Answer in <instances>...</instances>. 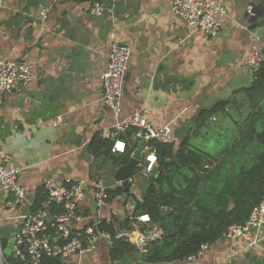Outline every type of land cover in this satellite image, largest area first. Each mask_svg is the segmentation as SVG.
<instances>
[{
  "label": "crops",
  "instance_id": "obj_1",
  "mask_svg": "<svg viewBox=\"0 0 264 264\" xmlns=\"http://www.w3.org/2000/svg\"><path fill=\"white\" fill-rule=\"evenodd\" d=\"M96 1L111 7L112 14L92 16L89 9ZM214 1L225 11L216 38L192 32L172 14L171 0H0V57L28 63L32 74L25 92L0 93V161L21 166L17 183L26 190L27 204L18 205V213L31 211L44 177L112 176L109 159L94 156L88 145L115 123L102 100V74L113 42L131 48L121 116L139 112L156 128L170 124L175 149L187 138L215 151L217 138L232 121L221 112L201 114L221 101L242 102L241 89L249 85L242 62L252 35L264 37V0ZM251 5L262 7L255 30H248L244 19ZM41 8L47 9L45 18ZM225 110L241 120L242 113L231 105ZM56 117L62 122L55 127ZM17 136L23 143H15ZM4 202L0 191V251L6 258L12 252L15 221ZM128 207L121 194L113 196L103 215L122 219ZM77 214L80 227L94 219L90 193ZM259 235L255 248L221 237L192 260L164 264H264V230ZM58 262L145 264L111 262L104 241L80 259L72 255Z\"/></svg>",
  "mask_w": 264,
  "mask_h": 264
},
{
  "label": "built area",
  "instance_id": "obj_2",
  "mask_svg": "<svg viewBox=\"0 0 264 264\" xmlns=\"http://www.w3.org/2000/svg\"><path fill=\"white\" fill-rule=\"evenodd\" d=\"M172 14L192 31H201L205 35L216 38L223 22L225 11L222 5L214 0H171ZM89 12L94 17L105 13L112 14V8L102 2H94ZM47 9L41 8L40 15L45 18ZM113 29V28H112ZM131 60V48L113 42L108 54L106 70L102 74V100L111 110L115 123L110 128H103L99 134L111 142V153H125L134 149L136 144L144 141L141 160L136 166V174L141 179H149L157 168V157L152 142L169 145L173 141L172 127L165 124L159 128L153 126L143 114L133 112L121 116L124 100L126 75ZM264 61V37L258 33L252 35L249 50L243 59V69L252 83ZM32 81L31 66L23 61L9 60L0 57V93L20 94L25 92ZM212 120L216 118L212 116ZM61 117L52 120L53 126H59ZM136 131L131 135L129 143L119 135L129 129ZM136 143V144H135ZM17 164H4L0 161V191L5 195L4 206L11 213L15 226L11 232L12 252L0 264H44L49 259L65 260L72 255L79 259L97 249L99 241H104L110 248L114 241H131L139 252H145L149 242L160 237L161 231L151 223L146 213L135 216L136 202H142L138 187V178L132 174L129 179V194L134 205H129L126 215L132 222V229H116L113 234L101 230V222L110 223L111 216H105L106 203L110 198L108 189L103 184L100 174L94 178L44 177L39 188L43 190L44 199L34 212L18 213V205L26 202V190L17 183L21 172ZM116 182L114 186L120 187ZM90 193L95 205V217L85 226H77L79 206L84 196ZM33 206V203L31 204ZM145 227L144 233L141 228ZM264 230V182L259 202L251 209L247 219L241 224H234L221 237L229 241L243 243L244 249L259 245V233ZM207 245H201L192 260L202 254ZM234 253L240 248H234ZM1 253V251H0ZM1 257V254H0Z\"/></svg>",
  "mask_w": 264,
  "mask_h": 264
},
{
  "label": "trees",
  "instance_id": "obj_3",
  "mask_svg": "<svg viewBox=\"0 0 264 264\" xmlns=\"http://www.w3.org/2000/svg\"><path fill=\"white\" fill-rule=\"evenodd\" d=\"M241 93L242 102L221 101L200 113L204 117L221 112L232 121L233 126L217 138L215 151L196 147L187 138L176 149L172 143H151L157 168L149 179H138L142 202H136L134 214H148L151 223L160 229V237L149 242L145 252H139L131 241H114L108 248L111 262L184 261L195 256L201 245L214 244L231 226L247 219L261 198L264 182V61L256 79ZM229 105L236 114L242 113L241 120L232 118L225 110ZM135 131L129 129L119 138L129 143ZM110 147L111 142L100 134L88 145L94 156L107 157L112 168L126 164L132 149L111 153ZM136 172L137 168L133 174ZM108 192L110 197L118 196L121 188ZM43 199V190L39 188L31 212ZM98 228L113 234L116 229H132V222L128 218H113L110 223L101 222ZM141 231L145 233L147 229L142 227ZM56 263V259L44 262Z\"/></svg>",
  "mask_w": 264,
  "mask_h": 264
},
{
  "label": "water",
  "instance_id": "obj_4",
  "mask_svg": "<svg viewBox=\"0 0 264 264\" xmlns=\"http://www.w3.org/2000/svg\"><path fill=\"white\" fill-rule=\"evenodd\" d=\"M262 16V7L251 5L250 9L245 13L244 19L248 23V30H255L257 27L256 21ZM122 46L124 44H121ZM144 141H140L136 144V147L132 150L130 157L126 164L120 165L115 168L112 176L103 180L105 187L110 188L115 185L116 182L120 183L121 188V201H128L129 205L133 207L134 200L129 194V177L133 174L136 166L141 160V150L144 147Z\"/></svg>",
  "mask_w": 264,
  "mask_h": 264
},
{
  "label": "rangeland",
  "instance_id": "obj_5",
  "mask_svg": "<svg viewBox=\"0 0 264 264\" xmlns=\"http://www.w3.org/2000/svg\"><path fill=\"white\" fill-rule=\"evenodd\" d=\"M135 144H136V143H135ZM135 176H136V178H138V179L140 178L137 174H136ZM136 187H139V181H137V184L135 185V188H136ZM1 244H4V242H3V241H0V249H2ZM0 254H1V253H0ZM0 259H1V260L3 261V263H4V261H5L6 258L3 257L2 254H1Z\"/></svg>",
  "mask_w": 264,
  "mask_h": 264
},
{
  "label": "clouds",
  "instance_id": "obj_6",
  "mask_svg": "<svg viewBox=\"0 0 264 264\" xmlns=\"http://www.w3.org/2000/svg\"><path fill=\"white\" fill-rule=\"evenodd\" d=\"M15 143H23V138L22 137H19V136H17L16 137V140H15ZM32 146H36L35 144L34 145H32Z\"/></svg>",
  "mask_w": 264,
  "mask_h": 264
}]
</instances>
